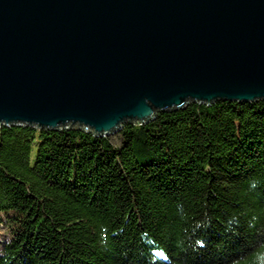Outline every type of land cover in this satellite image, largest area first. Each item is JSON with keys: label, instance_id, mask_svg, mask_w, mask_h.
Wrapping results in <instances>:
<instances>
[{"label": "trees", "instance_id": "16d2710c", "mask_svg": "<svg viewBox=\"0 0 264 264\" xmlns=\"http://www.w3.org/2000/svg\"><path fill=\"white\" fill-rule=\"evenodd\" d=\"M0 215V264H254L264 99L192 101L110 136L0 125Z\"/></svg>", "mask_w": 264, "mask_h": 264}, {"label": "water", "instance_id": "95a60500", "mask_svg": "<svg viewBox=\"0 0 264 264\" xmlns=\"http://www.w3.org/2000/svg\"><path fill=\"white\" fill-rule=\"evenodd\" d=\"M264 99V0H0V125L110 136Z\"/></svg>", "mask_w": 264, "mask_h": 264}, {"label": "rangeland", "instance_id": "374dc122", "mask_svg": "<svg viewBox=\"0 0 264 264\" xmlns=\"http://www.w3.org/2000/svg\"><path fill=\"white\" fill-rule=\"evenodd\" d=\"M115 134H113V135H115ZM0 217H4V216L0 215ZM10 236H11V229L8 228V225L2 223L1 219H0V238H6V237H10Z\"/></svg>", "mask_w": 264, "mask_h": 264}, {"label": "clouds", "instance_id": "9594fccd", "mask_svg": "<svg viewBox=\"0 0 264 264\" xmlns=\"http://www.w3.org/2000/svg\"><path fill=\"white\" fill-rule=\"evenodd\" d=\"M254 264H264V252L258 254L257 260L254 262Z\"/></svg>", "mask_w": 264, "mask_h": 264}, {"label": "bare ground", "instance_id": "6f19581e", "mask_svg": "<svg viewBox=\"0 0 264 264\" xmlns=\"http://www.w3.org/2000/svg\"><path fill=\"white\" fill-rule=\"evenodd\" d=\"M103 136H105V135H103Z\"/></svg>", "mask_w": 264, "mask_h": 264}]
</instances>
